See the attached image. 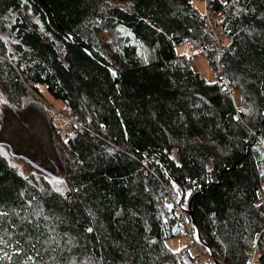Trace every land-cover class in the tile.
Masks as SVG:
<instances>
[{"label":"trees","instance_id":"trees-1","mask_svg":"<svg viewBox=\"0 0 264 264\" xmlns=\"http://www.w3.org/2000/svg\"><path fill=\"white\" fill-rule=\"evenodd\" d=\"M194 1L0 0V264H203L167 244L172 197L220 264H264V0ZM7 114L54 156L3 139Z\"/></svg>","mask_w":264,"mask_h":264},{"label":"rangeland","instance_id":"rangeland-1","mask_svg":"<svg viewBox=\"0 0 264 264\" xmlns=\"http://www.w3.org/2000/svg\"><path fill=\"white\" fill-rule=\"evenodd\" d=\"M194 2H195L196 7L201 12H203L204 4L202 5V3H198L196 0ZM226 43H227V40H224V44ZM177 53L194 56V53L190 52L189 47L187 45L178 47ZM194 65L197 70L201 71L203 75L207 76L208 78L214 79L217 77L216 72L212 71L204 55H199L195 57ZM39 88L41 91V95L44 98V102L48 105L49 109L51 111H56L59 113L58 117L55 118V121L57 125L59 126L58 127L59 132L63 135L68 130V124L66 122L67 117L63 113V103L59 100H56L48 92L46 86H40ZM237 99H239L238 96H237ZM2 120L4 121L5 128H4V131L1 137L5 140L10 141L16 150L20 152H24L23 149L27 146L28 142H31V144L37 150L40 156H42V152L44 150H47L50 153V156H54L48 128L44 120H42L38 115L30 114V115H27L26 117H23L22 119H16L12 117L10 114H7L6 117H2ZM25 124H29L31 126L32 130L35 132L37 141L30 138L29 133L26 127L24 126ZM177 205L179 206V204ZM183 217L185 218L184 215ZM185 227H186L185 236L177 237V238L172 239L171 241H168L167 244L169 247H171L174 250H177L181 247H185V243L187 242V231H188V228L186 225ZM209 259L211 258L205 257L200 262L204 264Z\"/></svg>","mask_w":264,"mask_h":264},{"label":"built area","instance_id":"built-area-1","mask_svg":"<svg viewBox=\"0 0 264 264\" xmlns=\"http://www.w3.org/2000/svg\"><path fill=\"white\" fill-rule=\"evenodd\" d=\"M199 2L204 3L205 6H207L209 4L210 0H198ZM205 15L209 21L210 27H211V31L214 35V39L216 41V47L219 49L222 45L221 43V31H219L216 26H215V20L217 17L220 16V14L218 15H214L212 13H210L207 9L205 11ZM216 74L224 77V72L222 71L221 68H218V70L216 71ZM55 115H59L58 112L53 111L52 112V116ZM169 191V190H168ZM172 202L174 204V207L176 206L175 209H177V212L180 215V220L187 226L188 231H187V242L185 243V248L190 252V254L192 255V257L197 261L200 262L203 258L205 257H210L209 255V251L198 241L195 233L193 232V230H191L188 227V223H187V219L183 217L182 212L179 209V206L177 205V202L174 198H172ZM249 264H257L256 263V252H253L250 256L249 259Z\"/></svg>","mask_w":264,"mask_h":264},{"label":"water","instance_id":"water-1","mask_svg":"<svg viewBox=\"0 0 264 264\" xmlns=\"http://www.w3.org/2000/svg\"><path fill=\"white\" fill-rule=\"evenodd\" d=\"M12 152V151H11ZM25 160H27L28 162H30L29 159L25 158ZM33 166H35L36 168H39L41 170H43L44 172H46L47 174H50L48 171L42 169L41 167H39L38 165H36L35 163H32ZM51 175V174H50ZM53 176V175H52ZM59 178V177H58ZM61 179V178H59ZM168 208L170 210V212H172L174 210V205L173 204H169L168 205ZM192 218V217H191ZM193 220V219H192ZM193 229H194V232H195V235L197 237V239L199 240L200 239V235H199V231L197 230V227L193 224ZM207 248V247H206ZM207 250L209 251V255H210V258L212 260V264H220L217 259L214 257L213 253L211 252V250L209 248H207Z\"/></svg>","mask_w":264,"mask_h":264},{"label":"snow or ice","instance_id":"snow-or-ice-1","mask_svg":"<svg viewBox=\"0 0 264 264\" xmlns=\"http://www.w3.org/2000/svg\"><path fill=\"white\" fill-rule=\"evenodd\" d=\"M25 2H27V0H25ZM234 2H235V0H234ZM225 3H227V0H225ZM5 103H7V101H5ZM237 119H238V117H237ZM262 174H264V173H262ZM56 191L62 193L63 190L60 188H57ZM188 194L190 195L191 193L189 192ZM88 231H91V229H88Z\"/></svg>","mask_w":264,"mask_h":264}]
</instances>
